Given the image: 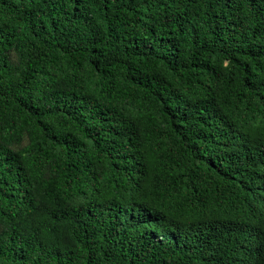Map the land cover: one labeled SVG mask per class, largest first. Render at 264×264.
<instances>
[{
    "label": "trees",
    "instance_id": "obj_1",
    "mask_svg": "<svg viewBox=\"0 0 264 264\" xmlns=\"http://www.w3.org/2000/svg\"><path fill=\"white\" fill-rule=\"evenodd\" d=\"M0 264H264V0H0Z\"/></svg>",
    "mask_w": 264,
    "mask_h": 264
}]
</instances>
